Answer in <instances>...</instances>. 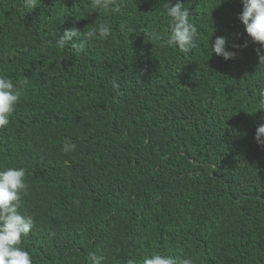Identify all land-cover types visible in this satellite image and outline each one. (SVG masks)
I'll use <instances>...</instances> for the list:
<instances>
[{
	"label": "trees",
	"instance_id": "obj_1",
	"mask_svg": "<svg viewBox=\"0 0 264 264\" xmlns=\"http://www.w3.org/2000/svg\"><path fill=\"white\" fill-rule=\"evenodd\" d=\"M181 2L199 29L189 53L167 45L161 0H116V11L0 0V74L20 92L0 168L25 169L20 211L34 225L20 247L33 264H264V48L238 18L242 0ZM96 21L106 40L56 46ZM220 36L235 59L211 55Z\"/></svg>",
	"mask_w": 264,
	"mask_h": 264
},
{
	"label": "clouds",
	"instance_id": "obj_2",
	"mask_svg": "<svg viewBox=\"0 0 264 264\" xmlns=\"http://www.w3.org/2000/svg\"><path fill=\"white\" fill-rule=\"evenodd\" d=\"M116 0H90V7L93 10L108 9L116 11L114 5ZM162 9L171 19L170 35L166 41L169 47H176L182 53H189L197 47L198 27L191 22V9L185 7L181 0H176L174 4L170 0H161ZM243 9L239 14V20L245 27V32L252 43H256L264 48V0H242ZM23 6L27 9H34L38 6V0H23ZM96 27L82 33L75 27L66 29L63 35L56 40L59 48L69 47L74 50L73 54L85 50V40L99 36L106 40L111 35V27L108 23L95 22ZM81 36L84 38L81 39ZM73 37L76 40H73ZM154 39H159V35H154ZM247 42L242 45H232L234 49L247 47ZM222 57L225 61L233 60L237 52L229 50L226 37H217L211 45V55ZM259 64H264V52L257 53ZM27 81H25L26 83ZM113 88L119 89V84L113 82ZM260 96L264 98V88L260 89ZM20 100V92L13 83L11 77L0 74V128L6 127L10 123V117L14 113L16 105ZM264 105V99L261 100ZM264 109V108H261ZM258 146L264 147V123H260L256 128L254 137ZM75 145L65 142L63 151L68 153L75 150ZM24 168L3 167L0 168V264H33L28 251L20 247L22 238L27 236L33 228L34 220L30 215L22 214L20 211L22 195L26 194L27 183ZM93 264H101V259L92 256ZM128 264H135L134 260H129ZM143 264H177L171 257L161 254H153L146 257ZM181 264H193L190 258L184 259Z\"/></svg>",
	"mask_w": 264,
	"mask_h": 264
}]
</instances>
